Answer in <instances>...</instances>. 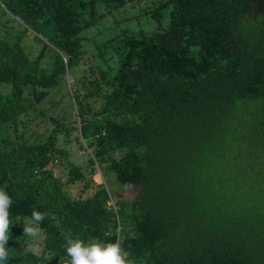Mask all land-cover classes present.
Wrapping results in <instances>:
<instances>
[{
	"label": "trees",
	"instance_id": "trees-1",
	"mask_svg": "<svg viewBox=\"0 0 264 264\" xmlns=\"http://www.w3.org/2000/svg\"><path fill=\"white\" fill-rule=\"evenodd\" d=\"M134 1L0 0L19 29L0 33L7 264H62L76 238L120 240L131 264H264V0H153L147 14L159 21L169 8L168 26L96 44L90 63L81 32ZM29 31L43 36L33 59L21 45ZM67 82L50 116L44 101ZM73 131L89 174L113 176L130 200L68 160L58 141ZM79 180L94 191L71 198L64 184ZM33 209L46 214L39 255L25 251Z\"/></svg>",
	"mask_w": 264,
	"mask_h": 264
},
{
	"label": "rangeland",
	"instance_id": "rangeland-1",
	"mask_svg": "<svg viewBox=\"0 0 264 264\" xmlns=\"http://www.w3.org/2000/svg\"><path fill=\"white\" fill-rule=\"evenodd\" d=\"M152 1L153 0L134 1L124 7L114 9L110 12L100 10L102 15L91 26L85 28L80 34V37L82 38V51L86 53L87 57H92L89 62L94 63L92 54L95 52L94 46L96 44L103 43L113 37H118L124 31L138 34L139 32L151 33L156 30L166 28L169 24V8H164L159 21H156L150 18L147 14V11L149 10L148 7L152 4ZM0 22L2 25L8 23L7 27L3 26L4 29L0 28V33H2L3 30H9L11 32H14L15 29L19 30L18 22L10 20L7 16H1ZM35 35L37 34L29 31L21 41L23 50L26 56L30 59L35 58L43 47V44L35 37ZM37 36L43 39V36ZM52 56V50H48L45 58L41 61L40 68L48 69L50 67ZM88 65V62L86 64L84 63L83 68L87 69ZM80 74L81 72L78 75ZM68 83L69 82L66 83L67 85L61 83L44 101L43 106L48 111L50 116L58 117L62 113L65 105V99L63 96L69 88ZM76 137L77 134L75 131L71 133L68 140H65L63 136H59L58 144L62 149H65L68 152V160L72 164L80 167L89 177H91L94 186L103 184L112 195L114 201L119 199L130 200L131 195L128 187L117 182L113 176L107 175L103 177L97 166H95L93 174H89L90 166L86 150L80 148ZM55 174L57 176H61L63 181H66L68 177L67 171L62 167L55 168ZM83 183L84 182L81 180L72 184L68 182L64 184V189L71 198H86L93 193L94 187L83 189ZM41 240L42 237L40 235L36 241L39 247L41 245Z\"/></svg>",
	"mask_w": 264,
	"mask_h": 264
},
{
	"label": "clouds",
	"instance_id": "clouds-1",
	"mask_svg": "<svg viewBox=\"0 0 264 264\" xmlns=\"http://www.w3.org/2000/svg\"><path fill=\"white\" fill-rule=\"evenodd\" d=\"M12 198L0 189V264H7L10 259L9 247L10 229L13 226L10 220L9 209L12 205ZM45 213L35 209L31 217L24 222L23 234L29 237L25 251L33 255H39L41 249L36 243L41 233L38 225L45 219ZM19 224L20 218H16ZM67 255L62 264H131L127 259V253L121 246V241L115 243H103L97 240L84 241L83 239H68L64 245ZM61 264V262H60Z\"/></svg>",
	"mask_w": 264,
	"mask_h": 264
}]
</instances>
